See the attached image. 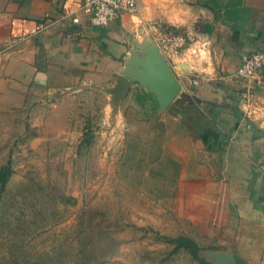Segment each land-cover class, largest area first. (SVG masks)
Masks as SVG:
<instances>
[{
    "label": "crops",
    "instance_id": "1",
    "mask_svg": "<svg viewBox=\"0 0 264 264\" xmlns=\"http://www.w3.org/2000/svg\"><path fill=\"white\" fill-rule=\"evenodd\" d=\"M64 1L0 0V51L12 22L31 28ZM152 21L186 38L175 54L161 50L180 84L175 99L161 109L146 95L163 113V153L179 164L173 210L190 222L196 243L264 264V66L251 87L231 75L244 55L264 52V0H138L135 13L103 27L85 16L58 22L0 56V114L30 113L38 122L59 108L58 90L120 83V97L133 91L135 75L126 82L123 71H135L130 59L137 40L151 41L144 23Z\"/></svg>",
    "mask_w": 264,
    "mask_h": 264
},
{
    "label": "rangeland",
    "instance_id": "2",
    "mask_svg": "<svg viewBox=\"0 0 264 264\" xmlns=\"http://www.w3.org/2000/svg\"><path fill=\"white\" fill-rule=\"evenodd\" d=\"M137 42L135 71L152 43ZM92 86L56 91L59 108L38 122L0 114V264H205L166 241L195 230L173 210L179 164L163 153V113L143 87ZM197 244L211 263L216 246Z\"/></svg>",
    "mask_w": 264,
    "mask_h": 264
},
{
    "label": "built area",
    "instance_id": "3",
    "mask_svg": "<svg viewBox=\"0 0 264 264\" xmlns=\"http://www.w3.org/2000/svg\"><path fill=\"white\" fill-rule=\"evenodd\" d=\"M137 7L138 0H65L58 13L52 15L50 12H45L31 28H25L23 20L12 22L9 41L0 51V56L8 55L21 41L46 32L58 22L68 20L72 24H79L81 17L85 16L90 25L103 27L117 21L123 14L135 13ZM144 27L152 43L167 55L175 54L186 46V38L182 33L166 32L160 22H147L144 23ZM263 66L264 52L254 51L242 57L240 64L231 75L251 87L262 82Z\"/></svg>",
    "mask_w": 264,
    "mask_h": 264
},
{
    "label": "water",
    "instance_id": "4",
    "mask_svg": "<svg viewBox=\"0 0 264 264\" xmlns=\"http://www.w3.org/2000/svg\"><path fill=\"white\" fill-rule=\"evenodd\" d=\"M143 59L139 63V70L133 71L126 65L123 77L128 82V75L134 74L141 87L147 89L157 101L159 107L164 109L177 96L180 84L177 81L170 64L155 44L149 43ZM183 69H188L185 63H179ZM212 264H236V257L233 254L221 252H209Z\"/></svg>",
    "mask_w": 264,
    "mask_h": 264
},
{
    "label": "trees",
    "instance_id": "5",
    "mask_svg": "<svg viewBox=\"0 0 264 264\" xmlns=\"http://www.w3.org/2000/svg\"><path fill=\"white\" fill-rule=\"evenodd\" d=\"M145 95L152 96L151 93H147ZM157 103V101H155ZM158 104V103H157ZM9 167L0 168V191H3L6 183L9 178ZM166 241L174 244L173 251H177L179 249H185L189 251L193 258H195L199 262H204L205 264H211L204 259L200 258L198 255V251L201 249L200 246L196 243L194 239L186 235H178L176 237H167ZM214 249V248H213ZM236 264H245L238 257H236Z\"/></svg>",
    "mask_w": 264,
    "mask_h": 264
}]
</instances>
